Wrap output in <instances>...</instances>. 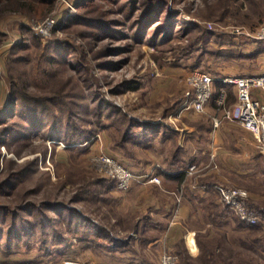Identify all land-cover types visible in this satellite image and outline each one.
I'll use <instances>...</instances> for the list:
<instances>
[{"label":"rangeland","instance_id":"rangeland-1","mask_svg":"<svg viewBox=\"0 0 264 264\" xmlns=\"http://www.w3.org/2000/svg\"><path fill=\"white\" fill-rule=\"evenodd\" d=\"M2 9L0 264L115 260L121 250L143 264H159L169 251L180 264L183 253L199 254L197 235L207 241V231L221 239L226 261L193 264H264V216L251 230L234 219L207 225L198 208L173 241L158 238L165 224L128 237L139 214L126 202L149 182L118 190L94 161L107 153L137 174L162 169L158 154L168 148L154 144L153 127L183 119L176 113L186 75L198 69L219 79L261 64L239 62L250 39L235 30L264 22V0H52L44 15L11 3ZM48 18L54 24L44 34ZM247 192L248 205L264 211V200ZM186 228L195 230L192 255L177 238Z\"/></svg>","mask_w":264,"mask_h":264},{"label":"crops","instance_id":"crops-1","mask_svg":"<svg viewBox=\"0 0 264 264\" xmlns=\"http://www.w3.org/2000/svg\"><path fill=\"white\" fill-rule=\"evenodd\" d=\"M259 42L261 41L247 40L239 57L241 64L261 60L258 68L246 70L233 67L230 75L264 73V47H257L264 45H259ZM249 48H259L263 51L252 56L250 51L245 52V49ZM230 75L225 74L215 79L212 99L208 101L203 111H184L181 114L183 119L174 126H167L168 128L164 124H154L152 131L154 144H158L160 148L167 147L168 150L163 149L158 154V159L165 164V167L156 171L162 177L163 184L156 185L149 182L146 183L147 185H136L135 190L132 189L136 193L134 199L136 201L126 202L131 215L134 214V209L138 210L139 217L136 221L139 230H147L148 225L157 229L165 224V235L158 238L161 240L165 236L173 241L174 232L179 231L183 224L190 220L195 210L198 208L203 210L202 207L207 206L211 200L221 204L212 189L214 183L243 186L252 198L264 200V192L255 194L264 189L252 187L253 184H259L258 181L252 183L253 178H261L264 182V154L257 151L254 136L248 130L236 121L224 117L225 110L232 109L236 103L235 86L223 81L224 77ZM252 93L264 101V97L257 89ZM221 94L224 95L223 105L217 104ZM216 121L218 124H215ZM142 132L146 134V131L142 130ZM142 145L146 146L145 141H142ZM192 165L195 169L190 171L189 167ZM178 195L179 202L176 200ZM185 231L177 238L182 241L185 250L190 252L189 246L192 250L195 247L192 246V235L188 236V233H193L195 230ZM197 252L198 248L191 255ZM120 253L119 258L115 260L96 259L95 264H143L136 258L125 257L127 255L122 250Z\"/></svg>","mask_w":264,"mask_h":264},{"label":"built area","instance_id":"built-area-1","mask_svg":"<svg viewBox=\"0 0 264 264\" xmlns=\"http://www.w3.org/2000/svg\"><path fill=\"white\" fill-rule=\"evenodd\" d=\"M54 24L53 19H46L41 32L47 34V30ZM238 34L246 35L250 40H264V22L260 24L254 31L236 29ZM214 77L202 70H192L185 77V91L177 107V115L184 111H203L205 105L210 100L213 93ZM224 82L233 84L235 86L236 103L232 109H226L224 117L230 121H236L246 130L250 131L255 139V147L260 153H264V101L259 97L253 95V90H259L264 95V73L251 74L241 76H226L223 78ZM221 99L218 101V104ZM215 124H218L216 121ZM95 164L99 166L105 176L110 178L115 183V188L126 191L129 189L134 181H142L143 178L147 182L159 184L161 182L160 176L156 173L158 165L153 167L150 171L144 174H137L126 167L123 163L110 156L107 153H100L94 157ZM195 169L192 165L189 170ZM220 202L228 209L232 210L237 217L250 225H255L261 222L258 212L248 205V192L246 189L240 187H228L224 184L215 183L212 185ZM180 201L179 195L176 199ZM194 234L189 232L188 236ZM188 238V237H187ZM186 238V241L188 239ZM188 243V242H187ZM189 246V244H188ZM191 249L190 252L196 250ZM178 257L175 253L164 251L159 258V264H176ZM55 264H95L92 260L80 259H63Z\"/></svg>","mask_w":264,"mask_h":264},{"label":"trees","instance_id":"trees-1","mask_svg":"<svg viewBox=\"0 0 264 264\" xmlns=\"http://www.w3.org/2000/svg\"><path fill=\"white\" fill-rule=\"evenodd\" d=\"M51 2H52V0H6L4 3H2L0 0V12L3 10L2 7H4L8 3H11L14 6H16V9H18V10L24 9L27 11L35 12L38 15L39 14L44 15L45 13H48L50 11ZM215 82H216V80L214 81L213 89H214ZM212 95H213V93H212ZM182 98H183V96H182ZM211 99H212V96H211L210 100ZM223 101H224V95L221 94V102L219 103V105H223ZM217 104H218V102H217ZM179 178L181 179L182 176H180ZM112 182L115 186V183L113 180H112ZM208 205L205 207H202L203 211H204L203 215H204L205 219L207 220V222L211 223L212 225H215V224L221 225V224L231 222V221L234 223V220H237L236 222L239 223V224L236 223L237 227L246 226L251 230V229L255 228L258 224H260V223H258L255 225H250V224H247V223L241 221L232 210L228 209L222 203L218 204V203L214 202L213 200H211ZM252 208H254V207H252ZM255 210L258 212V215H259L260 219L262 220V218L264 216V211H260L257 209H255ZM134 224H135L134 225V231L132 233H130L128 236L130 238L133 235H134V237H138V235H136V234L141 232L138 228V221H134ZM209 234H210V231H207L206 234L204 235V238H206L207 241L201 240V234L197 235V241H198V245H199V254L196 257H192L188 253H187L188 255L183 253L184 255H182L180 264H193L194 261H199V260L211 261L212 263H215L217 261L224 263L226 261L225 256H224V251L226 249L221 246V243H222L221 239L220 238L219 239L214 238L215 236L210 237ZM247 236H249V234ZM209 240H211V241H209ZM251 240L253 242V244H250L253 248V249L252 248L251 249L255 252V250L257 251V249H255L254 247L256 244H260V241L257 240V238H255V239L253 238ZM241 242H242V244H245L246 241L241 239Z\"/></svg>","mask_w":264,"mask_h":264}]
</instances>
